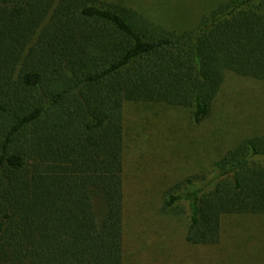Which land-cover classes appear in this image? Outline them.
I'll return each mask as SVG.
<instances>
[{
    "label": "trees",
    "instance_id": "16d2710c",
    "mask_svg": "<svg viewBox=\"0 0 264 264\" xmlns=\"http://www.w3.org/2000/svg\"><path fill=\"white\" fill-rule=\"evenodd\" d=\"M126 3L0 0V264H123L125 103L200 124L231 76L264 81V0L210 1L178 32ZM212 166L208 185L187 178L160 206L185 203L194 245L264 215V132Z\"/></svg>",
    "mask_w": 264,
    "mask_h": 264
},
{
    "label": "rangeland",
    "instance_id": "374dc122",
    "mask_svg": "<svg viewBox=\"0 0 264 264\" xmlns=\"http://www.w3.org/2000/svg\"><path fill=\"white\" fill-rule=\"evenodd\" d=\"M112 1V0H109ZM118 1V0H113ZM167 30L194 26L213 0H125ZM123 264H264V215L249 220V231L230 239L235 219L223 221L221 245L185 240L187 207L160 210L167 189L191 178L208 185L212 163L245 136L264 132V81L231 76L211 115L193 124L181 108L126 102ZM210 187V186H208ZM97 211L101 201L95 199ZM260 245L259 253L250 249Z\"/></svg>",
    "mask_w": 264,
    "mask_h": 264
}]
</instances>
